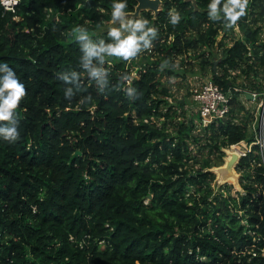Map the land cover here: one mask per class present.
<instances>
[{"label":"trees","instance_id":"16d2710c","mask_svg":"<svg viewBox=\"0 0 264 264\" xmlns=\"http://www.w3.org/2000/svg\"><path fill=\"white\" fill-rule=\"evenodd\" d=\"M137 3L0 2V264H264L261 155L242 156L256 167L239 198L213 186L221 147L254 139L240 91L198 156L194 115L163 79L191 71L190 57L226 90L264 89L231 75L264 69V0H162L131 16L127 34L101 30ZM9 80L23 86L13 108Z\"/></svg>","mask_w":264,"mask_h":264},{"label":"rangeland","instance_id":"374dc122","mask_svg":"<svg viewBox=\"0 0 264 264\" xmlns=\"http://www.w3.org/2000/svg\"><path fill=\"white\" fill-rule=\"evenodd\" d=\"M160 8L162 7V0L160 1ZM147 9V8H146ZM141 11V10H140ZM154 11V10H153ZM47 12L49 16H52L53 11L50 9H47ZM140 12L137 11H130V12H119L115 11L114 16L110 20H106L104 24L101 26V30H107V29H114L119 28L120 32L122 34H127L129 31V27L131 24V16L133 15H139ZM222 34V31L218 34V40H220V36ZM227 36H230L227 34ZM222 51V48H219V51H216V55H220ZM191 54V52H190ZM192 60L191 63H188L189 60ZM219 59L216 58V62H218ZM186 66H191V71H187L186 75H168L165 74L163 79L165 82L171 87L172 95L169 98L171 101L175 100L177 102L178 98H181V100L188 101L187 99L191 95L193 91H195L204 81L205 77L211 73L210 68L204 69L202 68L201 64H199V60L187 57L185 60ZM179 64V62H177ZM180 68L181 66H177ZM217 67V66H216ZM264 69L260 70L258 74L255 75V73H251L249 76L245 72L236 71L231 73L232 77L233 75L236 77V82L241 83L242 81H248L249 79L253 80H263ZM240 100L241 104H243L245 107L243 110H241L239 113H237V116L240 120L244 118L248 123L249 128V134L253 135V141L249 143L248 140L244 139V144H241L240 148L236 147L238 151V158L234 160L231 164L229 163L228 157H229V149H233L232 145L229 146H222V150L224 151L223 154V162L219 165H213L211 169L215 172V179L213 181V186L216 192H223L226 193V190L224 188H228L231 193L239 198V195L246 192V189L244 188V183L249 182L251 179L255 176V167H256V161H251L250 167L241 165V158L242 156L246 155L248 152L252 151L254 153H259L262 157V160L264 161V152L260 149H253V144H259L257 139V132H259V116H257L256 112V105L257 103L255 101L250 100L247 98L243 93H240V95H237V99ZM236 100L233 102V105L235 108H238L239 104L236 102ZM173 102L174 104L176 102ZM186 107V105H185ZM187 108V107H186ZM190 115L188 113L181 112L178 114V120H182V118H187ZM237 119V120H239ZM176 120V117L175 119ZM158 123H161V119H159ZM193 134H196L198 136V139L190 138L191 148H193V153L196 155H202L204 153L207 154L209 151V142L210 141V135L212 133V130L210 129V126H202L198 125L196 123L195 129L192 131ZM251 148V150H250ZM247 152L246 154H244ZM216 153L213 152L212 156L215 157ZM264 164V162H263ZM196 167L199 166V164L194 165ZM223 168L226 174H233L231 172L233 168V172H235L233 177L227 176L226 178H222L219 175L218 169ZM251 182V181H250Z\"/></svg>","mask_w":264,"mask_h":264},{"label":"built area","instance_id":"2783aa9c","mask_svg":"<svg viewBox=\"0 0 264 264\" xmlns=\"http://www.w3.org/2000/svg\"><path fill=\"white\" fill-rule=\"evenodd\" d=\"M0 2L5 9L15 12L20 0H0ZM48 9L53 11L52 8ZM47 15L49 16L48 12ZM234 27L235 30L239 29V24L235 23ZM242 35L243 34L240 36ZM249 54H251V51H249ZM137 76V71L133 70L131 78ZM233 90L249 92L251 94L249 99L257 103L256 112L257 116H259V132H257V139L258 142H260L259 146L261 150L264 152V89H247L234 85L226 90L214 80L212 73H210L205 77L199 88L191 93L185 105L189 112L194 115V120L198 125L208 126L213 122L226 118L231 113V108L233 106ZM241 142H244V139L231 144L233 149H237L234 145H239L240 148ZM246 153L247 152L244 154Z\"/></svg>","mask_w":264,"mask_h":264},{"label":"clouds","instance_id":"9594fccd","mask_svg":"<svg viewBox=\"0 0 264 264\" xmlns=\"http://www.w3.org/2000/svg\"><path fill=\"white\" fill-rule=\"evenodd\" d=\"M232 3L238 5L239 0H232ZM238 16L239 14L233 16L232 20L235 21L236 19H238ZM5 87L9 89H15V91L10 95L9 99L4 102L7 108H13L16 104H18L19 100L24 95L23 86L18 85L15 81L9 80ZM7 115L8 113L6 109L0 110V119H6Z\"/></svg>","mask_w":264,"mask_h":264},{"label":"water","instance_id":"95a60500","mask_svg":"<svg viewBox=\"0 0 264 264\" xmlns=\"http://www.w3.org/2000/svg\"><path fill=\"white\" fill-rule=\"evenodd\" d=\"M138 3L136 5V8H135V11L137 12H140V10H143V9H152L154 10L156 13L160 10V1L161 0H137ZM113 52L110 54V59L113 58ZM245 95L250 98L251 97V94L249 92H245ZM238 154L234 153L232 155V157L230 158V161L229 163L231 164L232 162H234V160L236 158H238Z\"/></svg>","mask_w":264,"mask_h":264},{"label":"crops","instance_id":"0c3cea01","mask_svg":"<svg viewBox=\"0 0 264 264\" xmlns=\"http://www.w3.org/2000/svg\"><path fill=\"white\" fill-rule=\"evenodd\" d=\"M233 31H234V34H235V37H239L241 34H242V32H241V29H240V25H239V29H236L235 30V27L233 26ZM224 34V32H222V34H221V36H220V39H221V37H222V35ZM234 37V38H235ZM225 40H227L228 42H229V44H231L232 43V39H231V36H227V38L225 39ZM219 48L220 47H217V48H215V50L216 51H219ZM222 53H223V51H221V54L220 55H217L219 58H220V56L222 55ZM219 58H217V59H219ZM236 71H240L241 72V70L240 69H234V70H231V73H233V72H236ZM235 84H238V83H235ZM240 93H243L244 95H245V92H239V95H240ZM246 96V95H245ZM247 97V96H246ZM248 98V97H247ZM188 100V99H187ZM186 103H187V101H186Z\"/></svg>","mask_w":264,"mask_h":264},{"label":"bare ground","instance_id":"6f19581e","mask_svg":"<svg viewBox=\"0 0 264 264\" xmlns=\"http://www.w3.org/2000/svg\"><path fill=\"white\" fill-rule=\"evenodd\" d=\"M238 151H239L238 149H229V157H228V160L230 161V158L232 157V155H233L234 153L238 154ZM218 172H219V175H220L222 178H226L227 176L233 177L234 174H235V172H233V168H232V170H231V172H232L233 174H226L223 168H219V169H218Z\"/></svg>","mask_w":264,"mask_h":264}]
</instances>
